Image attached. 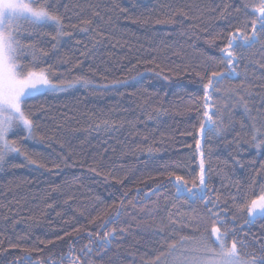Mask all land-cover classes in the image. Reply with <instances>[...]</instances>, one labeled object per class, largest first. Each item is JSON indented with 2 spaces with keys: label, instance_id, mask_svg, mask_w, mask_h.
Masks as SVG:
<instances>
[{
  "label": "trees",
  "instance_id": "16d2710c",
  "mask_svg": "<svg viewBox=\"0 0 264 264\" xmlns=\"http://www.w3.org/2000/svg\"><path fill=\"white\" fill-rule=\"evenodd\" d=\"M260 3L55 0L71 35L53 40L51 25L45 31L52 35L22 32L24 43L48 53H37V71L66 84L77 76L92 83L33 100L34 139H20V129L10 133L36 163L14 153L0 165V260L77 264L90 245L95 264H157L156 256L165 257L181 235L212 227L210 209L246 240L245 251L258 253L264 218L246 221L250 201L264 189V149L251 146L250 127L240 121L264 122V46L239 48L235 39L241 62L231 67L238 75L220 92L208 90L209 113L220 109L225 124V98L233 92L245 95L251 111L234 106L235 122L222 135L206 126L202 137L200 124L203 85L212 70L227 74L221 49L237 29V37H251ZM22 62L31 66L29 56ZM201 151L207 203L199 190ZM170 172L187 181L179 193L181 182ZM117 211L121 215L105 225ZM106 228H115L116 238L98 255L95 233L102 237Z\"/></svg>",
  "mask_w": 264,
  "mask_h": 264
},
{
  "label": "snow or ice",
  "instance_id": "6c2138e0",
  "mask_svg": "<svg viewBox=\"0 0 264 264\" xmlns=\"http://www.w3.org/2000/svg\"><path fill=\"white\" fill-rule=\"evenodd\" d=\"M259 13L255 19L251 21V37L241 35L237 37L236 32L231 33L230 39L227 40L226 46L221 49L224 53V64L227 69L225 71L212 70L207 82L204 83V95L202 99L204 103L202 107L204 111L202 116L203 122L200 124V132L203 137L206 126L208 131L212 134L222 135L228 128L232 127L234 118L231 115L234 106L242 107L245 113L251 110L248 107L245 95L239 92H233L232 95L227 96L224 104V109L228 115V122L225 124L222 117L224 112L217 109L215 112L209 113V100L211 89L212 94L221 91V86L224 81L231 79L238 75L236 69L231 67L233 63L239 64L241 60L237 57L235 49L237 46L234 44L235 39L242 41L239 48L255 47L257 44L264 46V0H261L260 6L255 9ZM98 15V13H97ZM159 22V21H158ZM90 23V21H85ZM259 23V28H257ZM51 25L55 34L46 32L47 26ZM63 17L57 11L55 0H0V165L5 162V159L10 154H22L29 159L30 163L35 164V160L27 157L25 152H22L21 147L18 145L16 139L10 138V133L14 130L20 129L24 135L20 136L22 140H31L35 138L36 124L32 118L31 103L38 96L47 95L49 93H58L67 91L69 88L75 87L79 84L82 87H87L92 83L85 76H77L71 83H65L63 78L58 81L51 79V73L44 68L36 70L38 66L37 53L47 55L43 48H37L35 43H24L21 37L22 32H28L29 35L33 33L39 34L44 32L46 35H52L53 40H58L59 37L71 35L66 32ZM87 31V29H85ZM55 47V46H53ZM241 57L243 52L240 53ZM29 56L31 58V66L22 62V57ZM205 77L201 76V80ZM218 121H220L218 123ZM105 127H109L105 122ZM240 127H250L251 130V146L255 149H264V122L257 125L253 119L250 125H245L240 121ZM239 135V133H236ZM199 148V143L197 144ZM200 165H199V190L202 193L201 199L204 200L209 194L207 189L209 183L205 175V160L204 152H200ZM59 166V165H55ZM169 176H175L178 183L177 192L179 193L187 181L182 176H177L175 173H168ZM196 185L194 184L193 187ZM186 191L193 198L197 193L192 191V188H187ZM210 198V197H209ZM207 203L206 200H204ZM121 204L123 202L121 201ZM215 204V201H213ZM212 227L205 229L201 232L198 228L194 229L193 235H181L178 240L173 241L169 248L173 251L169 252L171 257V264H264V243L259 245V252L245 251L248 247L246 240L241 238L236 232L235 227L228 229L227 225L221 220L219 211H212ZM121 215L119 211L110 220L105 221V225L111 224L113 220ZM264 218V189H261V194L258 198L252 199L248 205V220L251 223L256 218ZM227 219V217L225 218ZM234 220L235 217H232ZM175 223V221H173ZM219 224L220 226H216ZM225 230L222 232L221 229ZM123 231V229H121ZM229 231L231 235H229ZM115 228L110 231L105 229L103 236L100 233H95L98 238V247L95 249L96 254L102 251H107L111 246L112 241L115 240ZM92 234H89L91 240ZM247 236V233H244ZM111 237V239H109ZM179 245V254H174ZM16 247V245H13ZM25 252H31L32 249H24ZM71 251V248H70ZM85 259L77 261V264H95V261L90 258V254L94 249L90 245H86L81 249ZM164 253H161L163 255ZM159 260L160 256H156ZM31 264V258L14 257L11 261L0 260V264Z\"/></svg>",
  "mask_w": 264,
  "mask_h": 264
},
{
  "label": "rangeland",
  "instance_id": "374dc122",
  "mask_svg": "<svg viewBox=\"0 0 264 264\" xmlns=\"http://www.w3.org/2000/svg\"><path fill=\"white\" fill-rule=\"evenodd\" d=\"M258 216V215H257ZM173 251V250H171ZM174 254H179V245H177V249L175 250ZM157 264H171V257L169 256V253L163 257L162 259L157 261Z\"/></svg>",
  "mask_w": 264,
  "mask_h": 264
}]
</instances>
